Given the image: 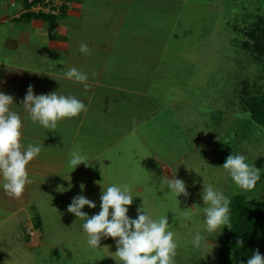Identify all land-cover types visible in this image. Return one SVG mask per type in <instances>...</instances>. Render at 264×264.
<instances>
[{
  "label": "rangeland",
  "instance_id": "rangeland-1",
  "mask_svg": "<svg viewBox=\"0 0 264 264\" xmlns=\"http://www.w3.org/2000/svg\"><path fill=\"white\" fill-rule=\"evenodd\" d=\"M125 1L111 16L98 0L83 3V26L117 32L87 31L83 40L98 44L105 36L118 47L117 57L99 52L107 64L96 87L103 94L97 98L95 123L80 130L81 137H73V128H57L48 131L49 140L37 143L46 157L38 156L36 165L45 163L48 170L44 176L30 175L35 180L30 215L36 220L25 231L22 225L12 230L15 240L0 250V264H117L115 241L106 238L101 248L89 247L84 221L67 207L83 194L96 208L82 211L98 214L102 187L123 183L134 197L130 218L137 217L143 201L154 219L168 216L178 244L175 264H232L223 250L226 227L211 235L204 231L203 183L230 200L239 194L264 199V130L244 106L247 96L264 93V54L253 51L248 35L253 27L264 28V0ZM96 6L107 15L95 16ZM68 19L80 25L76 17ZM77 147L89 165L71 172L67 162ZM232 153L245 155L260 170L253 190L237 188L222 168ZM175 176L190 193L178 201L166 194V181ZM193 205L185 218L183 211ZM197 231L206 246L193 247Z\"/></svg>",
  "mask_w": 264,
  "mask_h": 264
},
{
  "label": "clouds",
  "instance_id": "clouds-1",
  "mask_svg": "<svg viewBox=\"0 0 264 264\" xmlns=\"http://www.w3.org/2000/svg\"><path fill=\"white\" fill-rule=\"evenodd\" d=\"M79 51L82 54L90 53L86 43L80 44ZM65 77L74 83L82 84L86 91L90 88L87 83L89 77L85 71L72 67L65 72ZM13 101L14 97L11 94L0 91V186L9 197L20 198L26 186L32 183L27 166L39 156L42 148L31 143L25 147L23 121L20 114L13 110ZM21 105L31 122L38 123L52 132L61 121L75 118L88 110L83 101L74 95L58 94L57 91L37 95L32 85L28 86ZM87 161V154L77 147L70 153L67 167L72 172L81 164L89 165ZM222 168L234 185L243 191L253 190L260 180V170L248 163L247 157L243 154H230ZM84 187L81 184L82 191ZM166 189V194L176 199L181 195L184 197L190 195L185 181L176 176L166 181ZM201 198L204 231L211 235L218 230L222 232L225 227L231 229L230 198L211 184L205 183ZM133 201L132 188L129 184H111L107 188L102 187L98 214L89 216L82 211L85 206L96 208V204L83 194L72 199L67 212L84 221L82 228L89 247L101 248L100 242L106 238L115 241L116 251L113 255L118 258L117 264H175L178 244L168 216L154 219L145 210L143 201L142 207L137 209V217L132 219L128 211ZM196 207L197 205H193L184 210L185 218H190L191 211ZM206 244V237L197 231L192 240L193 247L201 248ZM236 245L242 248L243 240L238 238ZM241 264L245 262L241 261ZM246 264H264V255L256 249Z\"/></svg>",
  "mask_w": 264,
  "mask_h": 264
},
{
  "label": "crops",
  "instance_id": "crops-1",
  "mask_svg": "<svg viewBox=\"0 0 264 264\" xmlns=\"http://www.w3.org/2000/svg\"><path fill=\"white\" fill-rule=\"evenodd\" d=\"M85 1L73 0L71 1L72 8L69 9L70 11L56 20H47L27 17L23 13V0H0V91L11 94L14 97L12 108L22 118L23 143L26 144L25 147L29 143L37 144L38 142H43L45 140L44 137L47 140L51 138L47 129H44L38 123L31 122L21 105L29 85L33 86L34 93L37 95L49 94L53 91L63 95L71 94L82 100L87 106L88 110L86 113L61 121L57 128L66 130H72L71 128H73L75 129L73 137H81L80 130L82 132L86 126L89 127V125L95 123L94 118L99 108L96 103L100 100L97 98L103 94L99 89L96 90V87L103 80L105 69L102 68V65L107 64V59H101L99 52H103L107 58L109 56L117 57L115 50L118 47L115 44L108 43V41L105 42V36L102 35L98 44L86 41L85 38L83 40V33L94 31L97 34L104 32L117 34V32L115 28L110 27L83 26L84 24L80 22L84 17L83 3ZM98 2L102 3L104 11L107 10L109 13L108 15L105 12L100 13L102 6H96L93 8L95 16L104 15L105 17V15L111 16L114 9L124 8L126 1L98 0ZM121 2L122 4L118 5ZM89 10L87 9V13ZM70 17H76L77 20H80L77 21V24L79 23L80 25L70 24L68 19ZM109 39L113 40V37L106 40ZM81 43H86L92 51L87 55L80 53L79 46ZM128 48L126 47V50ZM72 67L88 74L87 83L90 88L87 91L82 84L74 83L65 77V72ZM69 124H72V127ZM69 134L71 135L70 132ZM52 141L51 139L49 143ZM67 144H70V142ZM41 156L45 155L42 154ZM51 158L54 159L53 157ZM37 160L38 157L27 166L30 178L32 173H35L36 176H44L47 173L48 166L45 163L36 165ZM49 169H51V166ZM31 185L32 183L26 186L20 198L9 197L2 186H0L1 251L6 249L10 240H15L12 230L16 226L22 225L25 231L27 226H31L36 220L30 215L31 208H34L29 199L32 196ZM12 247L15 246L12 245Z\"/></svg>",
  "mask_w": 264,
  "mask_h": 264
},
{
  "label": "trees",
  "instance_id": "trees-1",
  "mask_svg": "<svg viewBox=\"0 0 264 264\" xmlns=\"http://www.w3.org/2000/svg\"><path fill=\"white\" fill-rule=\"evenodd\" d=\"M65 14V13H64ZM27 17H35L47 20H56L61 16L34 15L27 13ZM261 23L264 22L262 19ZM261 26L260 23L257 24ZM258 27L251 28L248 35L254 40L253 51L258 55L264 54V28L258 32ZM251 45V44H249ZM245 44L244 46L248 47ZM251 47L249 46L248 49ZM257 58V57H256ZM246 112L257 122L264 130V93H252L244 100ZM230 220L231 229L225 228L223 234L224 248L232 256V264H241L252 255V252L259 249L261 255H264V199H249L245 195L239 194L230 200ZM39 223H37L38 225ZM240 238L244 245L237 247L236 241Z\"/></svg>",
  "mask_w": 264,
  "mask_h": 264
},
{
  "label": "built area",
  "instance_id": "built-area-1",
  "mask_svg": "<svg viewBox=\"0 0 264 264\" xmlns=\"http://www.w3.org/2000/svg\"><path fill=\"white\" fill-rule=\"evenodd\" d=\"M23 13L61 16L69 9L70 0H23Z\"/></svg>",
  "mask_w": 264,
  "mask_h": 264
}]
</instances>
